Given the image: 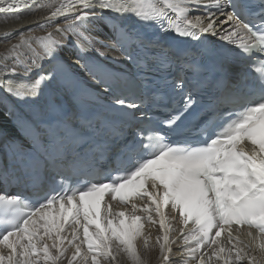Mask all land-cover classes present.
Segmentation results:
<instances>
[{
  "label": "snow or ice",
  "instance_id": "6c2138e0",
  "mask_svg": "<svg viewBox=\"0 0 264 264\" xmlns=\"http://www.w3.org/2000/svg\"><path fill=\"white\" fill-rule=\"evenodd\" d=\"M37 9L50 10L47 23L16 33L0 64V264H114L121 254L143 264L137 241L149 248L146 226L157 223L162 264H261L264 0H0L13 20ZM133 22L197 45L173 50ZM48 27L55 34L31 36ZM208 35L234 48L201 53ZM205 59L240 71L213 75ZM173 67L184 73L173 88L188 91L155 121V79ZM45 180L56 186L42 199L10 192L24 184L39 197ZM233 227L249 229V243ZM177 243L182 259L172 261Z\"/></svg>",
  "mask_w": 264,
  "mask_h": 264
},
{
  "label": "bare ground",
  "instance_id": "6f19581e",
  "mask_svg": "<svg viewBox=\"0 0 264 264\" xmlns=\"http://www.w3.org/2000/svg\"><path fill=\"white\" fill-rule=\"evenodd\" d=\"M48 15H50V10L48 9L34 10L33 14L25 16L19 20L5 18L3 15H0V64L3 63V58L5 57L11 59V56L13 55V53L10 52L12 45H18L20 43V38L18 35H16V33L24 32L27 35V32H26L27 29L37 28V25L46 24L47 21L44 19V17ZM57 19L63 20V17H60ZM48 32H53V34H55V29L53 27H48L45 29H38L32 32L31 36L32 37H42V36H46ZM106 32L107 30L105 29L103 33H97V34L100 35L101 39H103ZM206 37L222 47L231 46V45H227L226 42L221 41L218 37H213L211 35H208ZM6 38H7V42H5ZM24 47L26 48V46ZM33 47H36V45L33 44ZM64 58L67 60L70 66L75 67L74 65H72V60L75 58V50H72V49L66 50ZM7 119L8 117L3 115V120L6 123L7 128H10L7 124ZM11 131L14 132V129H11ZM0 187L3 189V191L5 190L4 186H0ZM10 192H12L11 189H10ZM140 203H141L140 201H137V204H140ZM113 210L114 211L130 210V206L128 207V209H125L123 206L113 203ZM138 214L142 215V213H138ZM169 215L171 218V214ZM172 223H173V226L177 229L176 232H173L171 234L172 238L175 239L179 235V229L181 228V224L179 223L178 220L172 221ZM248 231L249 229H245V228L237 229L233 227L232 234H233V237H238L243 243H249V238L246 235ZM146 235L149 237V248L146 249L144 247L143 240L137 241L138 251L142 257L143 264H162L158 246H154L156 237L161 235L158 223L155 225L146 226ZM221 243L226 248L230 247L227 234H225V237L221 239ZM172 248H173V252H172L170 259L172 261L181 260L182 259L181 254H180L181 245L177 243V244H174ZM253 254L260 255L257 252H253ZM61 264H67V260L62 261ZM114 264H129V262L126 256L121 254L117 256V259L114 262ZM190 264H195V261H191ZM213 264H222V261L221 262L214 261ZM242 264H247V261H243ZM261 264H264V261H262Z\"/></svg>",
  "mask_w": 264,
  "mask_h": 264
},
{
  "label": "rangeland",
  "instance_id": "374dc122",
  "mask_svg": "<svg viewBox=\"0 0 264 264\" xmlns=\"http://www.w3.org/2000/svg\"><path fill=\"white\" fill-rule=\"evenodd\" d=\"M7 124H8V122H7Z\"/></svg>",
  "mask_w": 264,
  "mask_h": 264
}]
</instances>
